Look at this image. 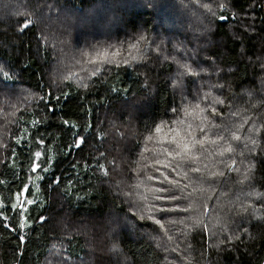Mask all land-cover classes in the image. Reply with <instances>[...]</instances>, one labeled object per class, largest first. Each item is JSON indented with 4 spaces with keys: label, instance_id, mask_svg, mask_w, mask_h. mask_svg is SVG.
I'll list each match as a JSON object with an SVG mask.
<instances>
[{
    "label": "trees",
    "instance_id": "16d2710c",
    "mask_svg": "<svg viewBox=\"0 0 264 264\" xmlns=\"http://www.w3.org/2000/svg\"><path fill=\"white\" fill-rule=\"evenodd\" d=\"M0 3V87L8 86L13 107L0 143V264H169L175 252L189 264H264V0ZM64 11L89 19L78 45L100 31L90 45L117 49L121 55L109 60L140 52L146 63L97 64L81 83L60 73L57 47L43 24ZM182 27L195 29L197 38ZM79 29L73 23L67 31ZM184 38L199 49L198 59L188 61L200 74L178 70ZM137 39L139 52L131 48ZM22 90L28 97L18 96ZM206 90L213 94L207 101L199 97ZM194 109L217 110L216 130L220 125L223 134L205 150L168 154L171 165L162 168L177 199L155 201L165 211L150 219L123 183L110 181L117 170L107 160L117 141L104 143L115 129L109 124L115 118L131 124L132 152L120 151L130 165L156 125L181 138L194 124V117L183 116ZM202 118L204 130L210 121ZM193 138L185 134L189 143ZM216 201L231 215L228 222L239 221L230 235ZM161 221L176 224L169 246L161 243L168 238Z\"/></svg>",
    "mask_w": 264,
    "mask_h": 264
},
{
    "label": "rangeland",
    "instance_id": "374dc122",
    "mask_svg": "<svg viewBox=\"0 0 264 264\" xmlns=\"http://www.w3.org/2000/svg\"><path fill=\"white\" fill-rule=\"evenodd\" d=\"M155 2H159L160 0H153ZM1 4V3H0ZM19 6L18 4H15ZM189 7V6H188ZM165 9L161 8V13ZM194 11L191 10L189 7V12L186 14L189 16L193 14ZM87 14L94 16V11L87 12ZM84 15V14H83ZM203 17H206L203 14ZM78 23L80 26L79 31L76 33L73 31H67L68 27L73 24ZM89 24V19L86 17H78V15L73 13H67L64 11L62 14L55 15L54 13L48 20L43 24L45 29L50 33L49 39H53L54 45H56L57 50V61H56V70L60 73H73L75 79H77L80 83L85 79H88L89 70L97 64H100V67H104L106 64H110L107 61L109 60V56L114 54L117 49L113 47H104L103 45L92 46L90 45V41L93 38H98L97 34H93L91 37H84L90 40H87L89 44L87 45H78V37L77 33L83 32L85 30H89L83 26H87ZM82 28V31H81ZM183 32H190L193 40L197 38L198 33L195 29H186L182 27ZM101 36V35H100ZM61 39H71V42L61 41ZM113 41V39H109ZM140 39H137L131 44V48L135 52H139L142 47L136 45L134 43L139 42ZM180 51V53H179ZM104 53H107L105 57ZM199 53V49L195 44H190L188 39L184 38L181 41L180 47H177V65L178 70L182 71L187 77L200 74V69L195 65L189 63L192 57L198 59L197 54ZM136 54V56H135ZM179 54V55H178ZM121 55V54H120ZM119 55V56H120ZM124 57H126L124 55ZM143 53H133L129 54L126 58L122 60L113 57L111 59L112 62L116 63H125V60L131 61L130 64L133 63H146V57L143 59ZM143 59V61H142ZM111 62V63H112ZM101 70V69H100ZM0 89V143H2L4 137H6V133L8 131L7 123L12 118L13 107L12 102L5 97V91L8 89V86H1ZM16 94L18 92L16 91ZM27 96L29 95L28 90H22L18 96ZM210 96L213 97V94L210 90H206L204 93H200L199 97L205 98L204 100L211 99ZM4 101H9V104L4 105ZM206 111H202L201 109H194V113L192 116H183L185 119L189 117H194V124L190 122L184 131H180L181 138L179 137H172L170 130H162L160 129L159 132H155L153 135L149 137L147 143L145 142L141 147L139 158L135 154V161H133L130 165L123 164L122 161V153L121 150L129 148L130 152H132L131 147V134L128 135L126 132L127 128L131 125L128 122L119 121L115 118V121L110 123L109 126H115V129L112 130L110 134H106L105 138L107 140L106 145L112 142H116V148H114L110 153V158H108V162L117 170L116 174L114 175V180H110L113 184L123 183L124 189L129 190L127 194L128 198L134 203V207L136 209H140L142 215L151 216L152 218H159L156 217L161 212V209L157 208L154 203L157 200H165L170 203L173 202L171 199L169 192L167 191L166 185L173 181L170 174L163 170L164 165H171V160L168 158V154L177 153L179 157H184L188 152L193 153L197 150L203 149L205 150L210 146L214 141L217 140L218 134L221 136L223 134L220 131V125L218 126V130H216L217 124L220 121V115L216 111L211 112L210 115H206ZM206 115V116H204ZM203 117L210 121L209 126L206 129L202 130L203 127ZM125 123V124H124ZM229 128V127H228ZM230 132L228 135L234 136L232 132V128L227 129ZM177 132V131H176ZM174 132V133H176ZM173 133V134H174ZM190 133L192 135L193 140L189 143L185 140V134ZM123 141H120V140ZM175 141V142H173ZM187 143L189 147L187 149L183 147H177V145H182ZM159 146V149L156 147ZM225 147L216 148L217 150H223ZM141 155V156H140ZM107 162V163H108ZM164 162V163H163ZM136 163L138 165V169H136ZM161 163H163L161 165ZM108 166V164H107ZM106 168V167H105ZM107 169V168H106ZM199 171V168H198ZM107 171L102 170V173H106ZM197 172V171H196ZM202 175V172L199 176ZM213 177V174L210 175ZM118 179V180H117ZM198 182V181H197ZM245 196H250V194H246ZM227 199H222L220 202L226 201ZM25 201V199L23 200ZM217 202V201H216ZM218 203V202H217ZM219 204V203H218ZM221 205V204H219ZM223 207L222 212H219V209L216 211L218 214V218H221L222 214V222L224 223L222 226L225 228L227 234H231L235 229L239 226L238 219L232 217V220L228 222L231 218V215L226 212V207ZM210 210L213 208L215 210L214 205L208 207ZM168 210H175V208H169ZM164 231L167 233L168 238L167 240L162 239L161 243L164 246H169L172 242V236L170 234V229L176 225L172 224V222H165L161 221ZM169 255L167 253V262H168ZM169 264H189V261L184 259L181 256V253H174L171 260L168 262Z\"/></svg>",
    "mask_w": 264,
    "mask_h": 264
},
{
    "label": "snow or ice",
    "instance_id": "6c2138e0",
    "mask_svg": "<svg viewBox=\"0 0 264 264\" xmlns=\"http://www.w3.org/2000/svg\"><path fill=\"white\" fill-rule=\"evenodd\" d=\"M221 7H222V5H221ZM220 19H225V17L221 16ZM27 26H28L27 24L24 25V27H27ZM104 55H105V57H106V56H107V53H104ZM113 55H119V51H117V52L114 53ZM107 62H108V63H111L112 61H111V60H108ZM95 71H99V69H96ZM95 71L93 72V74H95ZM155 130H156L157 132H159V131H160V125H156V126H155ZM41 142H42V141H41ZM81 142H82V139H81ZM173 142H175V141H173ZM77 146H78V145H77ZM177 147H183V148L187 149V148L189 147V145H188L187 143H184V144H182V145H179V144H178ZM35 156H36V157H39V156H41V153H40V152H36V153H35ZM37 167H38V165L33 166L32 171H35ZM101 167H102V166H101ZM193 170H194V171H198V169H193ZM171 199H177V197L172 196ZM31 202H32V201H28V203H31ZM13 207H14V206H13ZM161 211H165V209H161ZM149 218L152 219V217H149ZM155 222H156L157 224L160 223L159 220H156ZM21 227H23V225H21ZM13 230H15V229H13ZM21 239H23V238L21 237Z\"/></svg>",
    "mask_w": 264,
    "mask_h": 264
},
{
    "label": "water",
    "instance_id": "95a60500",
    "mask_svg": "<svg viewBox=\"0 0 264 264\" xmlns=\"http://www.w3.org/2000/svg\"><path fill=\"white\" fill-rule=\"evenodd\" d=\"M24 199H25V197L23 196L22 200H24Z\"/></svg>",
    "mask_w": 264,
    "mask_h": 264
}]
</instances>
